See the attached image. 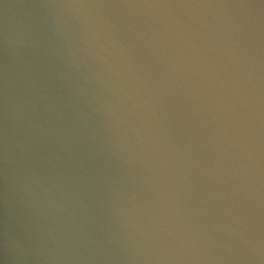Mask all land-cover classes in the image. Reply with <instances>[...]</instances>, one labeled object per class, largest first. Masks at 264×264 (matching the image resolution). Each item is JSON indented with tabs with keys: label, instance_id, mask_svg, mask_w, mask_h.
Wrapping results in <instances>:
<instances>
[{
	"label": "water",
	"instance_id": "1",
	"mask_svg": "<svg viewBox=\"0 0 264 264\" xmlns=\"http://www.w3.org/2000/svg\"><path fill=\"white\" fill-rule=\"evenodd\" d=\"M0 264H264V0H0Z\"/></svg>",
	"mask_w": 264,
	"mask_h": 264
}]
</instances>
